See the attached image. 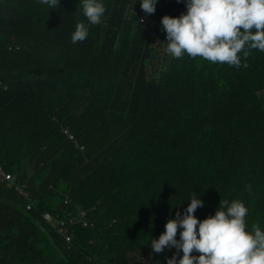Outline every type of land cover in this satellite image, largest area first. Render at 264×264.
<instances>
[{
    "label": "trees",
    "instance_id": "trees-1",
    "mask_svg": "<svg viewBox=\"0 0 264 264\" xmlns=\"http://www.w3.org/2000/svg\"><path fill=\"white\" fill-rule=\"evenodd\" d=\"M104 3L73 44L80 0H0V166L15 177L0 182V264H166L176 250L150 256L151 237L194 191L198 219L239 199L264 229V52L239 69L174 58L161 18L183 0Z\"/></svg>",
    "mask_w": 264,
    "mask_h": 264
},
{
    "label": "clouds",
    "instance_id": "clouds-1",
    "mask_svg": "<svg viewBox=\"0 0 264 264\" xmlns=\"http://www.w3.org/2000/svg\"><path fill=\"white\" fill-rule=\"evenodd\" d=\"M38 2L55 9L60 0ZM138 2L151 15L159 0ZM183 2L186 12L161 18L166 50L172 57L199 56L213 64L239 69L248 67L246 61L251 50L264 52V0ZM80 3L86 22L77 23L71 36L73 44L85 41L89 28L98 25L106 13L104 0H80ZM203 206L200 194L194 191L186 209L167 220L158 239L151 237L150 256L174 248L176 252L166 256V264H264V229L259 225L248 227L249 209L243 201L221 200L214 215L200 220L195 213Z\"/></svg>",
    "mask_w": 264,
    "mask_h": 264
},
{
    "label": "built area",
    "instance_id": "built-area-1",
    "mask_svg": "<svg viewBox=\"0 0 264 264\" xmlns=\"http://www.w3.org/2000/svg\"><path fill=\"white\" fill-rule=\"evenodd\" d=\"M144 15L145 14L142 13V15L139 17V22L141 24L147 23V20H146ZM150 25H152V23ZM63 132H64L65 136L68 138V140L74 141V136L68 130H64ZM0 182L1 183H9V184H13L15 182V177L13 175L5 172L4 169L2 168V166H0ZM16 190H18L20 192V194H22V189L16 187ZM27 209H29V207H27ZM80 215H81V217L84 218L85 212L81 211ZM42 218L47 223L51 224L52 227L57 230L58 234H61L64 236L65 242H67V243L70 242L71 235L68 232V228H64V225L66 224L64 221H61L57 216H52L49 213L43 214ZM74 222H75L74 218L69 219L67 221L68 226L73 225ZM82 224L84 227H86L88 225L85 220H83Z\"/></svg>",
    "mask_w": 264,
    "mask_h": 264
}]
</instances>
